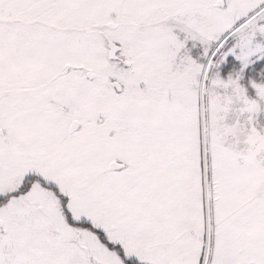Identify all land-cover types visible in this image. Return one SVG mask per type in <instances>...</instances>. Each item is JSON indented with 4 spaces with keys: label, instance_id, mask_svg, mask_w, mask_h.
<instances>
[{
    "label": "snow or ice",
    "instance_id": "1",
    "mask_svg": "<svg viewBox=\"0 0 264 264\" xmlns=\"http://www.w3.org/2000/svg\"><path fill=\"white\" fill-rule=\"evenodd\" d=\"M0 264H264V0H0Z\"/></svg>",
    "mask_w": 264,
    "mask_h": 264
}]
</instances>
